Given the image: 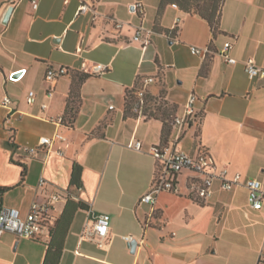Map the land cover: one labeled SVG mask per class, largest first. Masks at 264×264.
<instances>
[{"label":"crops","instance_id":"crops-1","mask_svg":"<svg viewBox=\"0 0 264 264\" xmlns=\"http://www.w3.org/2000/svg\"><path fill=\"white\" fill-rule=\"evenodd\" d=\"M81 1L91 9L78 13ZM137 1L142 13L134 8ZM182 4L38 0L34 7L30 0H0V100H11L0 105V187H7L0 207L24 216L33 201H48L55 222L68 200L86 203L73 214L57 264H264V196L261 208L252 209L242 183L224 190L216 180L201 199L189 188L192 172L184 170L175 190L157 194L154 211L139 203L159 163L153 146L190 156L206 152L229 177L258 179L264 193V78H249L243 66L252 58L264 68V0H222L215 34ZM115 20L123 22L121 28ZM139 24L153 31L145 47L131 41ZM226 41L235 63L221 55ZM190 46H209L211 52L195 55ZM48 67L67 72L47 82ZM19 69L24 74L8 80ZM82 72L90 75L71 97L73 75ZM145 76L154 77L148 98L164 100L159 114L167 119L195 95L192 123L176 140L169 121L126 109V92ZM29 91L35 94L31 104ZM69 97L79 99L70 125L62 122ZM55 133L66 140L53 142L47 156L23 149ZM132 139L140 141L139 150L127 146ZM73 163L81 165L79 188L70 185ZM55 194L58 199L51 198ZM99 213L110 216L108 243L101 247L79 240ZM49 230L36 239L3 233L0 264H43ZM124 236L136 239L134 252Z\"/></svg>","mask_w":264,"mask_h":264},{"label":"built area","instance_id":"built-area-1","mask_svg":"<svg viewBox=\"0 0 264 264\" xmlns=\"http://www.w3.org/2000/svg\"><path fill=\"white\" fill-rule=\"evenodd\" d=\"M11 1V0H10ZM34 7L37 5L38 0H30ZM97 1V0H92ZM134 8L138 9L140 13L143 12V5L140 1L134 4ZM90 4L86 1H81L78 8V13H83L90 10ZM95 14V13H94ZM179 18L175 19L177 22ZM123 22L115 20L116 28H121ZM153 31L150 28H146L142 24L136 25L131 41L139 42L142 47H145L149 43V38ZM230 41H226L223 44V52L221 55L225 61L229 63H235L236 59L228 55V49L230 48ZM190 52L195 55L206 56L211 52L209 46L197 47L190 46ZM244 70L249 78H264V68L255 64L252 58L247 59L243 63ZM102 70L100 67L95 66V71ZM20 75L14 77V74L20 72ZM25 72V69H19L11 72L8 75V80L16 81ZM67 72L65 67L54 69L48 67L45 72V81L52 82L58 76ZM154 82L153 76H145L139 78L137 83L128 91L132 96L131 112L137 117H145L144 109L148 105V93L147 87ZM47 97L50 98L53 95L52 88H49ZM195 95L190 94L186 102L179 113L174 114L170 121V127L174 130L176 140L186 124H191L193 119V103L195 102ZM161 98L156 104L160 103ZM26 101L31 104L35 101V94L33 91H29L26 96ZM10 98L4 95L0 100V105L8 107L10 105ZM153 102V101H152ZM153 102V103H154ZM46 104H42V108H45ZM112 106H110L111 108ZM147 117V116H146ZM13 135V133H12ZM11 135V137H13ZM66 137L61 133H55L52 137L43 136L40 137L35 145H27L23 147L25 151L30 154H34L38 151L44 152L47 156L51 152L53 142H63ZM128 147L135 150L141 148V143L138 140L132 139L127 144ZM151 151L155 158L159 161L156 166L155 173L151 179L148 190L139 198V203L148 204L152 211H154V205L156 196L162 191H173L176 186V178L179 173L184 170L192 172L191 184L189 188L195 193L198 198H207L211 192L214 182L219 181V187L224 190H229L238 184H243L247 190V200L249 206L258 210L262 206V198L264 196L261 190V183L256 178L242 179L240 173H235L232 177L227 174V169L223 168L219 170L215 167L212 158L206 152L198 153L196 156H190L182 150L175 149L167 152L161 151L159 146H153ZM56 153H61L60 150H56ZM40 186L45 185L44 178H40L38 181ZM52 199H58V195H52ZM49 202L48 201H33L30 204L28 212L22 216L20 211L14 207H0V237L5 232H10L17 237L36 239L39 237L43 229H50L53 222L52 217L49 215ZM54 223V222H53ZM110 216L107 213H99L92 220L86 223L79 235V240H88L96 243L99 247L108 243ZM126 241H130L132 236H124ZM142 241V240H141Z\"/></svg>","mask_w":264,"mask_h":264},{"label":"trees","instance_id":"trees-1","mask_svg":"<svg viewBox=\"0 0 264 264\" xmlns=\"http://www.w3.org/2000/svg\"><path fill=\"white\" fill-rule=\"evenodd\" d=\"M182 5L184 6V9L190 12H193L203 19L207 21L209 24L213 34L217 33L219 31V19H220V4L222 0H207L206 1V6L205 2L203 6H199L196 4L194 8H191L193 6V2L198 0H181ZM90 74L89 73H76L73 75V87L71 89V97L74 95L76 87L78 84L87 78ZM74 77H77V81H75ZM69 97L65 111L62 116V122L66 123L68 125L72 124L77 110L79 106V99L76 97L71 98ZM125 104H126V109L128 111H131V101H132V96L130 95L129 92H126V97H125ZM148 101L149 98H148ZM151 102V101H150ZM154 102V101H153ZM161 102V101H160ZM153 107H150L147 105L144 109L145 115L150 118H160L163 120L170 121L171 118L167 119L166 115L159 114L160 109H164L162 103L156 104L155 102L153 103ZM164 111V110H163ZM162 111V112H163ZM80 173H81V165L78 163H73L72 165V170H71V177H70V185L73 187L79 188L80 185ZM7 190V187H0V196L1 194ZM86 209L87 204L81 201H72L68 200L67 203L65 204V207L60 215V217L54 222V226H52L49 230L50 234V241L47 246V250L45 253L44 261L43 264H57L61 250H62V243L64 236L68 230L69 224L72 220L74 212L78 209Z\"/></svg>","mask_w":264,"mask_h":264},{"label":"water","instance_id":"water-1","mask_svg":"<svg viewBox=\"0 0 264 264\" xmlns=\"http://www.w3.org/2000/svg\"><path fill=\"white\" fill-rule=\"evenodd\" d=\"M10 11H11V8H9L6 11L4 18H3V22H5L7 20ZM136 245H137L136 239H131L130 242L128 243V246H129L131 252H134Z\"/></svg>","mask_w":264,"mask_h":264},{"label":"rangeland","instance_id":"rangeland-1","mask_svg":"<svg viewBox=\"0 0 264 264\" xmlns=\"http://www.w3.org/2000/svg\"><path fill=\"white\" fill-rule=\"evenodd\" d=\"M203 1L205 2V6H206V1H207V0H198V2H197V1L193 2V6H191V8H194V6H195L196 4H198L199 6H203V5H204V2H203ZM207 2H208V1H207ZM160 101H161L160 103L164 102L163 99H161ZM148 105H149L150 107H153L154 104H153L152 101H151V102L149 101V102H148ZM162 107L165 108L164 105H163ZM172 115H173V114H171V115L169 116V118H171Z\"/></svg>","mask_w":264,"mask_h":264}]
</instances>
